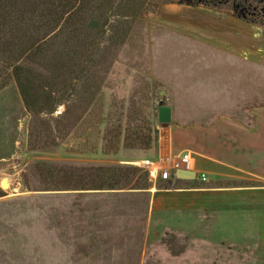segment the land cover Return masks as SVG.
I'll list each match as a JSON object with an SVG mask.
<instances>
[{
  "label": "rangeland",
  "instance_id": "374dc122",
  "mask_svg": "<svg viewBox=\"0 0 264 264\" xmlns=\"http://www.w3.org/2000/svg\"><path fill=\"white\" fill-rule=\"evenodd\" d=\"M238 3L237 15L263 16L264 2ZM108 17L80 48H68L65 59L75 63H58L61 41L42 60L29 51L37 44L16 43L11 59L0 34V264H255L218 248L206 217L155 211L151 196L170 186L256 184L234 170L215 179L200 166L226 139L214 133L216 115L231 112L246 125L261 105L252 95L260 80L228 76L217 59L228 56L216 48L246 36L250 48H264V22L241 21V30L205 5L166 4L133 22L119 45L110 29L123 20ZM161 107L171 110L168 123L159 122ZM135 133L150 144L128 147ZM165 135L174 153L192 154L206 181L150 180L140 164ZM103 169L126 180L101 187Z\"/></svg>",
  "mask_w": 264,
  "mask_h": 264
},
{
  "label": "crops",
  "instance_id": "0c3cea01",
  "mask_svg": "<svg viewBox=\"0 0 264 264\" xmlns=\"http://www.w3.org/2000/svg\"><path fill=\"white\" fill-rule=\"evenodd\" d=\"M235 22L239 29H244L241 21ZM248 40L247 36L245 40L242 37L230 38L228 48H216L228 58L217 59L227 64L224 67L228 76H236V80L251 77L260 80V87L252 90V95L253 100L261 102V105L246 114L245 117L251 119L246 125L235 124L233 119L236 115L231 112L216 115L212 127L214 133L223 134L226 139L224 145L217 140L214 156H209V162H202L200 168L204 167L215 179L222 171L234 170L256 184L243 187H163L152 194L151 205L158 212L206 217L207 230L211 238L218 242V248L223 247L228 254L246 256L248 261L255 264H264V48H250ZM249 54L253 59L256 54V61L249 62ZM234 58L237 63L233 62ZM158 141L159 148L155 149L154 156L169 151L174 153L167 135ZM193 159L195 170L206 175L205 170L196 169V160ZM203 225L198 228L201 232L205 231L206 224L204 228ZM200 247H204V244L201 243Z\"/></svg>",
  "mask_w": 264,
  "mask_h": 264
},
{
  "label": "trees",
  "instance_id": "16d2710c",
  "mask_svg": "<svg viewBox=\"0 0 264 264\" xmlns=\"http://www.w3.org/2000/svg\"><path fill=\"white\" fill-rule=\"evenodd\" d=\"M177 3L186 6L205 5L248 24L264 22V3L258 6L263 16L259 13L258 18L250 20L237 15L236 9L244 5H237V0H0V34L4 39L1 44L11 59L15 57L11 51L16 43L25 50L27 46L37 44L34 51L28 49L32 60H42L44 54L55 49L58 41H61L58 63H75V59H65L68 48H75L76 45L80 48L82 43H86L88 38L99 31L100 24L104 22L102 18L110 15L108 18L118 17L123 20H115L116 25L110 29L113 31L112 40L120 45L129 36L133 22L146 14L155 13L161 5ZM254 12L257 14V10ZM51 32L55 34L50 35ZM34 40L35 43L30 44ZM60 64H57L59 68H63ZM129 142L128 147H135L150 144V138L135 133ZM101 172V187L107 189H114L126 180L123 174L117 175L109 169Z\"/></svg>",
  "mask_w": 264,
  "mask_h": 264
},
{
  "label": "built area",
  "instance_id": "2783aa9c",
  "mask_svg": "<svg viewBox=\"0 0 264 264\" xmlns=\"http://www.w3.org/2000/svg\"><path fill=\"white\" fill-rule=\"evenodd\" d=\"M140 166L149 174L150 180L155 182L157 179L170 180L179 173L191 171L196 173V178L201 181H206V175L197 172L194 168V159L191 153H161L156 155L153 160L145 159Z\"/></svg>",
  "mask_w": 264,
  "mask_h": 264
},
{
  "label": "water",
  "instance_id": "95a60500",
  "mask_svg": "<svg viewBox=\"0 0 264 264\" xmlns=\"http://www.w3.org/2000/svg\"><path fill=\"white\" fill-rule=\"evenodd\" d=\"M171 119V110L169 107H161L159 109V122L164 124L168 123ZM178 177L181 179H194L196 177V173L191 171H185L183 173H179Z\"/></svg>",
  "mask_w": 264,
  "mask_h": 264
}]
</instances>
